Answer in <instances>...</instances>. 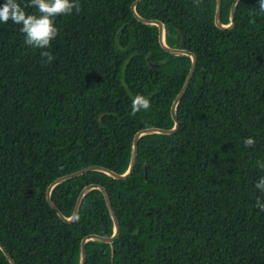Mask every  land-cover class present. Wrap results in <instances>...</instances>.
<instances>
[{
	"label": "trees",
	"instance_id": "1",
	"mask_svg": "<svg viewBox=\"0 0 264 264\" xmlns=\"http://www.w3.org/2000/svg\"><path fill=\"white\" fill-rule=\"evenodd\" d=\"M79 0L54 17L47 49L25 44L22 25L0 23V244L16 264H264V12L238 0L229 30L216 0ZM234 0H221L231 23ZM5 0H0L3 5ZM29 14L30 0H18ZM41 51L55 59L45 63ZM149 58L150 63L147 59ZM158 64L153 67L152 64ZM150 107L132 114L137 95ZM252 137L255 144L244 146ZM0 264H11L0 249Z\"/></svg>",
	"mask_w": 264,
	"mask_h": 264
},
{
	"label": "clouds",
	"instance_id": "2",
	"mask_svg": "<svg viewBox=\"0 0 264 264\" xmlns=\"http://www.w3.org/2000/svg\"><path fill=\"white\" fill-rule=\"evenodd\" d=\"M27 7L38 9L37 14H29L18 0H5L0 5V23L11 20L14 24L22 25L20 31L25 35V44L37 49H47L51 42L58 36L59 30L55 26L54 17L59 15H70L75 10L80 11L79 0H30ZM259 11L264 12V0H259ZM41 57L46 58L45 63H51L55 57L48 51H41ZM150 99L144 95L137 94L132 101V114L135 115L141 109L150 107ZM245 147L255 144L252 137L245 138ZM264 167V165H261ZM255 187L264 193V176L260 177ZM257 207L264 211V203L257 200Z\"/></svg>",
	"mask_w": 264,
	"mask_h": 264
},
{
	"label": "water",
	"instance_id": "3",
	"mask_svg": "<svg viewBox=\"0 0 264 264\" xmlns=\"http://www.w3.org/2000/svg\"><path fill=\"white\" fill-rule=\"evenodd\" d=\"M141 0H136L132 6H131V11L132 13L134 14V16L140 21V22H143V23H146V24H154L157 28V35H158V41H159V44L161 46L162 49H164L165 51L169 52V53H173V54H182V55H189L191 57V60H192V64H191V67H190V70L187 74V77H186V80L183 84V87L180 91V93L178 94V96L176 97L174 103H173V106H172V110H171V114H172V117L173 119L175 120V126L172 130H169V131H165V130H161V129H148V130H143V131H140L138 132L135 137H134V140H133V150H132V159H131V164H130V168L128 170V172L124 175H116L110 171H107L106 169H102V168H96V167H90V168H85V169H82L78 172H75V173H72V174H69L67 176H63L61 178H58L47 190V201L49 203V205L56 211V213L58 214V216L60 218L63 219V216L62 214L56 209V207L53 205L52 201H51V198H50V191L51 189L53 188L54 185H56L57 183H60L64 180H67L69 178H72V177H75V176H78V175H81L85 172H88L90 170H100V171H104V172H107L109 173L110 175H112L114 178H117V179H125V178H128L133 170H134V167H135V162H136V153H137V143H138V139L144 135V134H149V133H165V134H173L177 128H178V121L176 120V115H175V106L177 105V103L179 102V100L181 99L182 95L184 94L185 90L187 89L188 85H189V82L192 78V75L195 71V67H196V58L195 56L188 52V51H185V50H180V49H175V48H171V47H168L167 45H165V43L163 42V35H162V29H161V24L158 22V21H155V20H147V19H142L140 17H138L136 15V12H135V5L140 2ZM237 1L238 0H234L233 3H232V6H231V12H230V16H231V23L229 26H223L221 24V20H220V10H221V0H216V12H215V22H216V25L217 27H219L220 29H225V30H229L231 28H233L234 26V23H235V15H234V8L237 4ZM148 63L151 64L149 58L147 59ZM153 67H157L158 64H152ZM91 188H99L103 195H104V198H105V201H106V204L108 206V209H109V212H110V215L113 219V222H114V226H115V233L114 235L111 237V238H102L98 235H90L88 237H86L85 239H83L82 241V244H81V257H80V263L79 264H84L85 262V243L89 240V239H96V240H100V241H105V242H108V243H112L118 236V233H119V223H118V220L116 218V215L112 209V206H111V202H110V199H109V196L106 192V190L101 187V186H97V185H92V186H89L87 188H85L80 196L78 197L77 199V203H76V206H75V209H74V212H73V215L72 217L69 219V220H66V222L70 223L72 222L76 215H77V211H78V207H79V204L81 203V200L84 196V194L90 190ZM0 249L3 251V253L5 254V256L9 259L10 263L11 264H16L15 261L11 258V256L8 254V252L4 249V247L0 244Z\"/></svg>",
	"mask_w": 264,
	"mask_h": 264
}]
</instances>
